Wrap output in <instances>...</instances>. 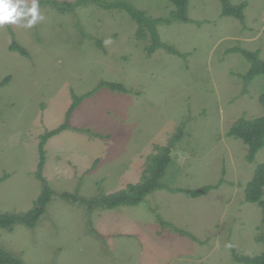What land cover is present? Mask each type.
Wrapping results in <instances>:
<instances>
[{"label":"rangeland","instance_id":"374dc122","mask_svg":"<svg viewBox=\"0 0 264 264\" xmlns=\"http://www.w3.org/2000/svg\"><path fill=\"white\" fill-rule=\"evenodd\" d=\"M101 1L130 3L153 19L174 9L167 0ZM230 2L247 4L244 22L222 16L220 0H189V23L157 26L161 41L185 58L163 49L149 55L150 33L138 39L128 12L91 2L70 13L39 5L44 19L31 28L0 27V83L7 80L0 86V213L36 207L41 140L70 126L45 146L43 176L55 196L35 227L0 228L6 251L24 264H240L237 255L262 253L263 211L246 202L245 188L264 163V149L250 163L248 147L227 133L239 118L264 115V76L246 85L240 75L251 64L237 52L259 51L264 61V0ZM14 43L27 56L11 51ZM102 82L129 92H94ZM91 92L68 116L75 99ZM180 128L162 188L137 206L89 214L81 200L139 183L155 147L172 142ZM221 180L199 198L169 190Z\"/></svg>","mask_w":264,"mask_h":264},{"label":"trees","instance_id":"16d2710c","mask_svg":"<svg viewBox=\"0 0 264 264\" xmlns=\"http://www.w3.org/2000/svg\"><path fill=\"white\" fill-rule=\"evenodd\" d=\"M174 9L170 12L168 17L153 19L146 15L142 10H137L130 3H108L101 0H78L77 2H60L57 0H40L39 5H51L60 13H70L76 8L83 6L88 3L98 4L104 10H113L124 9L132 17L134 21L138 24L137 38L142 39L145 37V30L150 33L152 44L147 48L149 55L153 54L157 49H163L171 55L180 56L185 58L186 55L176 50L174 47L163 43L160 39L157 26L162 24L171 25L174 22L180 23H189L190 19L188 17V4L189 0H167ZM222 5V16L232 17L239 20L240 22L245 21L244 10L247 6L246 3H241L234 5L230 0H220ZM97 45L103 49V44L101 41L97 40ZM11 51H17L23 56H27V52L24 48L20 47L17 44H13L10 47ZM237 52L241 53L242 56L251 64L250 69L246 74L240 75L246 85L250 84L256 76H264V61L260 59V52L255 51L251 52L248 50H238ZM7 83V80L0 83V86H3ZM102 88H108L113 92L128 93L129 91L123 84L114 83V82H102L95 89L94 92ZM94 92L84 95V97L76 98L73 102L71 108L69 109L68 116L76 110L80 105L82 100L90 97ZM259 103L264 109V91L259 97ZM69 124H64L54 131L47 132L40 143L39 153H40V162L37 170V178L43 184V191L40 195L36 207L23 214H2L0 213V228L8 231H12L15 225H24L28 228L35 227L36 223L44 215L47 204L55 196V192L48 186L44 176L43 169L45 165V146L48 140L55 135L69 129ZM182 128L179 129L178 135L174 136L173 141L170 142L165 147H155L157 151L152 156L147 158L145 171L142 177V180L137 184H130L125 190L99 197L98 199L92 200H81L82 205H85L89 211V214L92 213L96 208H101L104 210H112L121 206H137L139 205L146 196L151 194L157 189L162 188L160 185V179L165 173L168 165L172 161V150L175 146L176 141H178L183 132ZM81 131V130H76ZM84 131V130H83ZM86 132V131H85ZM227 136L230 138L241 140L248 147V161L250 163L254 162L256 154L264 149V115L254 119H246L245 117L239 118L235 121L230 128ZM95 137H99L95 135ZM6 177H4L5 179ZM223 183L221 180L218 184L212 186H205L195 190H185V189H169L171 193H183L191 198H199L203 195H206L211 190L218 189ZM63 200L66 201H78L79 198L76 195L70 193L59 194ZM245 200L248 203L257 204L263 211V226H264V163L257 166L252 180L247 184L245 188ZM80 202V201H79ZM162 226H170V224L164 222L160 219ZM180 234L184 236H189L192 240H197L190 233L176 229ZM90 233L93 235H98L96 230L91 229ZM264 245V235L259 239ZM238 263L240 264H264V250L260 255L254 257H244L236 256ZM0 264H24L19 257H16L6 251L0 245Z\"/></svg>","mask_w":264,"mask_h":264},{"label":"clouds","instance_id":"9594fccd","mask_svg":"<svg viewBox=\"0 0 264 264\" xmlns=\"http://www.w3.org/2000/svg\"><path fill=\"white\" fill-rule=\"evenodd\" d=\"M44 19L39 10V0H0V27L19 25L31 28Z\"/></svg>","mask_w":264,"mask_h":264}]
</instances>
